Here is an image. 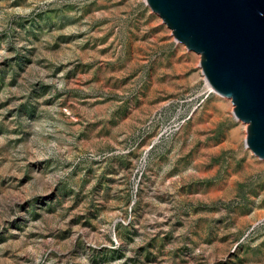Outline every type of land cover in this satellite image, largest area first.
Listing matches in <instances>:
<instances>
[{"label": "rangeland", "instance_id": "374dc122", "mask_svg": "<svg viewBox=\"0 0 264 264\" xmlns=\"http://www.w3.org/2000/svg\"><path fill=\"white\" fill-rule=\"evenodd\" d=\"M146 0H0V264H264V159Z\"/></svg>", "mask_w": 264, "mask_h": 264}, {"label": "water", "instance_id": "95a60500", "mask_svg": "<svg viewBox=\"0 0 264 264\" xmlns=\"http://www.w3.org/2000/svg\"><path fill=\"white\" fill-rule=\"evenodd\" d=\"M175 40L200 54L213 92L248 124L246 147L264 159V0H146Z\"/></svg>", "mask_w": 264, "mask_h": 264}, {"label": "bare ground", "instance_id": "6f19581e", "mask_svg": "<svg viewBox=\"0 0 264 264\" xmlns=\"http://www.w3.org/2000/svg\"><path fill=\"white\" fill-rule=\"evenodd\" d=\"M200 55V54H199ZM210 88V87H209ZM211 89V88H210ZM212 91V90H211ZM227 98V97H226ZM230 99V98H229ZM232 100V99H231Z\"/></svg>", "mask_w": 264, "mask_h": 264}]
</instances>
